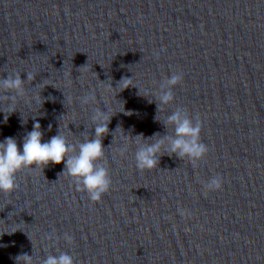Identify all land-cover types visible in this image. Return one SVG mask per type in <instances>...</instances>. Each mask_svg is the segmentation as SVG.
Listing matches in <instances>:
<instances>
[{
    "label": "water",
    "instance_id": "95a60500",
    "mask_svg": "<svg viewBox=\"0 0 264 264\" xmlns=\"http://www.w3.org/2000/svg\"><path fill=\"white\" fill-rule=\"evenodd\" d=\"M13 71L35 80L15 113L0 112V142L22 151L38 122L42 142L60 130L76 144L95 135L93 110H108L112 187L92 202L63 162L19 172V188L0 192V264L60 252L75 264H264V0H0V77ZM174 71L184 83L157 113ZM122 78L136 87L116 88ZM92 89L96 104L82 105ZM175 107L201 116L208 156L194 168L165 154L138 170L131 137L172 135ZM215 175L223 189L205 195Z\"/></svg>",
    "mask_w": 264,
    "mask_h": 264
},
{
    "label": "clouds",
    "instance_id": "9594fccd",
    "mask_svg": "<svg viewBox=\"0 0 264 264\" xmlns=\"http://www.w3.org/2000/svg\"><path fill=\"white\" fill-rule=\"evenodd\" d=\"M154 54L158 59L159 53ZM26 75V80L21 78V73L18 71H13L6 78L0 77V103H4L7 109L6 112H0L5 114V121L9 115L17 111L18 99L26 97V82L35 80L33 73L28 72ZM130 81L131 79L122 78L116 88L123 85L122 90H124L129 86H135ZM183 83L184 73L182 71H174L170 77H165L157 96L159 100L157 113L161 111L160 105H172L174 103L173 89ZM101 84L103 83L101 82ZM116 88H113L110 83L106 90ZM79 100L82 105L96 104V90L88 91L79 97ZM125 114L131 115L130 112ZM91 120L95 125V135L91 138L85 137L82 142L76 144L70 143L60 130L48 142H42L43 132L38 122L34 123L32 131L24 136L22 151L16 138L6 137L0 142V192L11 194L16 191L19 188L17 174L24 169L41 167L44 169L49 164H61L63 162L64 171L62 174L67 173L72 177L76 190L86 193L90 201L100 202L112 187V179L105 162V146L103 144V138L109 134L108 124L111 116L108 115V110L103 111L97 107L93 110ZM164 125L165 128L169 126L173 128L172 135L161 136L160 133H155L148 138H145L143 134L131 137L136 143L134 158L138 170L157 168L160 164V157L165 154L175 155L186 160L194 168L206 159L209 148L201 139L203 123L199 114L193 117L190 116L187 108L175 107L172 113L166 116ZM124 139L123 146L118 149L121 157H124L129 151V137ZM202 183L205 195L223 189V179L220 175H215ZM179 214L182 218L191 216V212L184 209H181ZM53 237L59 239L58 236H55V232L47 236L50 240ZM63 239L68 244L74 241V238L67 233L64 234ZM21 258L23 264H33L32 256L23 254L16 258L17 262ZM42 264H75V261L70 254L60 252L58 256L48 254Z\"/></svg>",
    "mask_w": 264,
    "mask_h": 264
}]
</instances>
